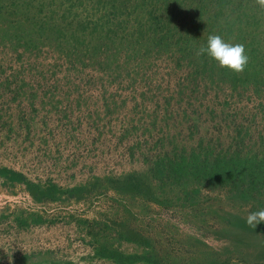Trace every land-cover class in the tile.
<instances>
[{
    "label": "rangeland",
    "instance_id": "obj_1",
    "mask_svg": "<svg viewBox=\"0 0 264 264\" xmlns=\"http://www.w3.org/2000/svg\"><path fill=\"white\" fill-rule=\"evenodd\" d=\"M24 27L0 20V264H264V223H246L264 209V83L190 85L171 53L135 74L128 52L105 47L77 83L69 43L58 51L47 32L27 46ZM116 60L132 73L109 84ZM235 150L242 176L155 171L166 154L210 170ZM128 175L147 186L123 187Z\"/></svg>",
    "mask_w": 264,
    "mask_h": 264
},
{
    "label": "trees",
    "instance_id": "obj_2",
    "mask_svg": "<svg viewBox=\"0 0 264 264\" xmlns=\"http://www.w3.org/2000/svg\"><path fill=\"white\" fill-rule=\"evenodd\" d=\"M252 1L0 0V20L8 19L16 31L19 30L20 23L25 26L21 34L14 35L15 38H24L23 35L28 28L34 30L27 46L32 44L36 36L40 38L47 32L51 35V40L55 39L58 51L62 50V42L69 43L68 51L72 55L70 60L73 61H69V64L72 71L76 72L72 78L78 79L77 83H81L84 77L81 74L87 66L85 60L93 58V53L105 47L115 56L121 49L128 52L127 61H136V66L133 67H139L133 69L135 74L141 69L145 72L150 69L154 65L153 59L160 54L171 53L178 55L169 56L175 63L186 64L189 67L191 76L186 75L185 79L190 78V85L207 80L216 87L227 83L234 88L245 75H252V81L258 83L256 86L264 83V6L260 4L261 0L256 5ZM210 34H219L229 43L245 46L249 61L243 72L237 73L221 67L207 55H196L198 49L206 44ZM66 57L69 58L68 55ZM119 64L121 63L116 60V70L110 67L105 70L109 84L121 83L119 82L122 80L121 76L132 73L130 68H121ZM76 75L77 77H74ZM143 95L144 93L141 97ZM102 97L111 98H106L104 91ZM112 99L115 98L112 96ZM163 102V107L155 103V108L151 111L155 115L151 122L157 118V107H161L166 118L170 115L172 108L169 106V99ZM104 103L106 104L107 100ZM100 107L99 104L95 106L96 112H99ZM132 108L135 110L137 104ZM114 110L116 111V106L112 103L105 105V115H112ZM175 148L177 147L174 146ZM167 155L154 162L156 172H159L157 168L159 164L169 163L168 173L160 172L165 178L172 175L180 177L187 173L200 177L199 174L202 172L206 174L202 175L203 178L211 181L216 180L217 173L223 172L226 168H235L239 170V176L243 175L241 158H238L239 150L233 151L230 158L216 157L214 159L216 167L210 170L205 168L207 162L199 161L196 154H193L195 158L192 159V164L186 163L185 158L176 154L174 157L177 159ZM249 162L247 159L243 163ZM123 178L125 181L119 182L131 190L139 189L140 185L147 186L137 176L128 175Z\"/></svg>",
    "mask_w": 264,
    "mask_h": 264
},
{
    "label": "clouds",
    "instance_id": "obj_3",
    "mask_svg": "<svg viewBox=\"0 0 264 264\" xmlns=\"http://www.w3.org/2000/svg\"><path fill=\"white\" fill-rule=\"evenodd\" d=\"M261 3L264 4V0H261ZM196 55H207L217 61L221 67L237 73L243 72L249 61L243 44L229 43L219 34L208 35L206 44L198 49ZM246 223L254 229L264 223V209L250 212Z\"/></svg>",
    "mask_w": 264,
    "mask_h": 264
}]
</instances>
